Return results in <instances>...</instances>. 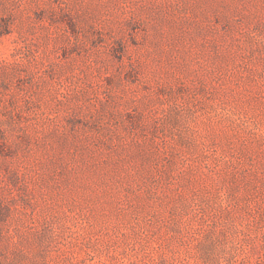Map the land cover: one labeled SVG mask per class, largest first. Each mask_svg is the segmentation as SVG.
I'll use <instances>...</instances> for the list:
<instances>
[{"label": "rangeland", "instance_id": "obj_1", "mask_svg": "<svg viewBox=\"0 0 264 264\" xmlns=\"http://www.w3.org/2000/svg\"><path fill=\"white\" fill-rule=\"evenodd\" d=\"M0 264H264V0H0Z\"/></svg>", "mask_w": 264, "mask_h": 264}]
</instances>
